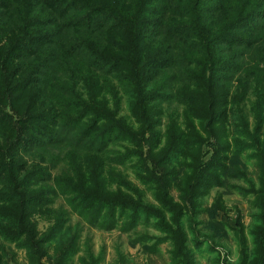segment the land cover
Masks as SVG:
<instances>
[{
  "label": "trees",
  "instance_id": "trees-1",
  "mask_svg": "<svg viewBox=\"0 0 264 264\" xmlns=\"http://www.w3.org/2000/svg\"><path fill=\"white\" fill-rule=\"evenodd\" d=\"M239 1L0 0V264L13 248L68 264L83 223L129 234L151 222L163 237L137 244L171 242L170 264H194L186 218L232 229L234 264H264V23L250 33L264 0L233 17ZM213 188L253 200L247 234L239 211L237 227L216 220ZM192 234L200 251L208 239Z\"/></svg>",
  "mask_w": 264,
  "mask_h": 264
},
{
  "label": "rangeland",
  "instance_id": "rangeland-1",
  "mask_svg": "<svg viewBox=\"0 0 264 264\" xmlns=\"http://www.w3.org/2000/svg\"><path fill=\"white\" fill-rule=\"evenodd\" d=\"M243 2V4L241 3ZM261 0H240L238 5L235 6L233 9V17L237 16L243 10L246 11L250 5L257 4ZM235 4V3H234ZM243 8V9H242ZM160 7L157 8L159 11ZM159 17V16H158ZM157 21L163 22L164 17L156 18ZM166 23V21H164ZM168 23V21H167ZM166 23V24H167ZM264 23V18H259L257 21L251 24L250 33H254L258 27H260ZM242 33V32H241ZM243 58V63H246L250 66L249 60L248 62ZM164 107H167L164 105ZM175 105H172L170 109L173 111ZM237 164L241 165V168H244V164L239 159L237 160ZM250 165V164H249ZM250 174L253 178H256V168L253 165L249 167ZM131 174V171H128ZM131 179L137 182L133 175H131ZM232 185L237 186H246L243 181H231ZM247 187V186H246ZM230 189L218 190L213 188L206 197L203 198L206 205H210L213 203L217 192L222 191L225 200V208L226 210L218 211L216 215V220L220 223L228 224L230 227L234 228L237 227L236 225V217L237 211L242 213V224L245 227V233L247 234L250 230L251 224L253 223V213L255 212L253 206V200L251 198L245 199L239 194H234L229 192ZM231 191V190H230ZM149 199L152 198L149 196ZM65 201L62 198L56 200L55 204L52 205L54 209L60 210L63 208ZM228 210V211H227ZM203 222H207L208 218L206 215H203L202 218ZM36 221L38 223L39 230L44 233L47 231L48 227L52 224L51 221H47L44 218L36 217ZM187 218L185 219V233H181L183 235V239H187L186 246L190 249L195 251L194 255V264H234L239 259L240 255V246L238 241L234 237L233 230L226 228L224 232L220 231V228L215 229L213 227L201 226L198 229H194L186 225ZM80 222V219L77 216L71 218V224L76 225ZM148 222L145 220V223ZM155 223L151 222L148 226L140 225L134 231L129 234H122L118 229L115 230H100L95 227H90L83 223V233L81 237V247L78 251L77 255L70 261L68 264H80L81 259H85L87 257L86 253L91 252L95 257H103L104 260L101 264H170V254L173 249V244L171 242L162 243L159 247L158 254H149L146 252V249L150 248L152 244H141L136 243V240L141 235H148L152 238H162L163 234H161L157 229L154 227ZM195 233H202L200 235V239H208L202 246V249L198 251L196 248L195 241H194V234ZM185 235V236H184ZM215 237V238H214ZM249 238V237H248ZM252 245V244H251ZM211 247V248H210ZM49 250L50 257H54L56 247L49 245L47 247ZM216 250H214V249ZM13 254H16L15 262L11 264H30L27 258L26 251L23 250H16L12 249ZM11 258V257H10ZM9 258V260H10ZM53 259V258H51ZM44 262H49L46 258Z\"/></svg>",
  "mask_w": 264,
  "mask_h": 264
}]
</instances>
